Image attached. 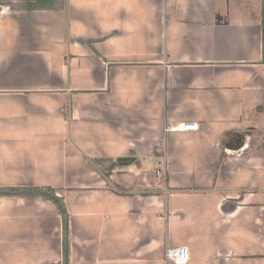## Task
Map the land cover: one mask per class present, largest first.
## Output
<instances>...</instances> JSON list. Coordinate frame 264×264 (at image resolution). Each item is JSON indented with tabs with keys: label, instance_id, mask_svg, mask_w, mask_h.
<instances>
[{
	"label": "crops",
	"instance_id": "1",
	"mask_svg": "<svg viewBox=\"0 0 264 264\" xmlns=\"http://www.w3.org/2000/svg\"><path fill=\"white\" fill-rule=\"evenodd\" d=\"M39 2L0 6V188L58 189L71 264H264V0ZM62 261L0 197V264Z\"/></svg>",
	"mask_w": 264,
	"mask_h": 264
},
{
	"label": "trees",
	"instance_id": "2",
	"mask_svg": "<svg viewBox=\"0 0 264 264\" xmlns=\"http://www.w3.org/2000/svg\"><path fill=\"white\" fill-rule=\"evenodd\" d=\"M39 0H27V3ZM41 1V0H40ZM16 0H0V6L16 7ZM40 3V2H39ZM43 4L35 3L30 8H40ZM0 197L40 198L52 202L63 223V261L62 264H71V230L70 213L64 199L58 194V189L53 187H7L0 188Z\"/></svg>",
	"mask_w": 264,
	"mask_h": 264
},
{
	"label": "built area",
	"instance_id": "3",
	"mask_svg": "<svg viewBox=\"0 0 264 264\" xmlns=\"http://www.w3.org/2000/svg\"><path fill=\"white\" fill-rule=\"evenodd\" d=\"M183 131L198 130V125L195 123H187L180 127ZM158 174H160L158 172ZM191 258V253L188 247L180 246L175 248H167L165 251V260L172 264H188Z\"/></svg>",
	"mask_w": 264,
	"mask_h": 264
}]
</instances>
